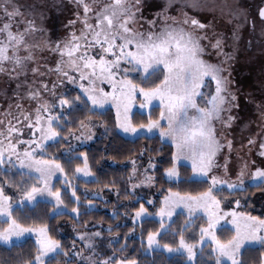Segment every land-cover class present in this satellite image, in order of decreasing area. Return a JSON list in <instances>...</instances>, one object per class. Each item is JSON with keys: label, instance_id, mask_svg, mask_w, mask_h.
<instances>
[{"label": "snow or ice", "instance_id": "snow-or-ice-1", "mask_svg": "<svg viewBox=\"0 0 264 264\" xmlns=\"http://www.w3.org/2000/svg\"><path fill=\"white\" fill-rule=\"evenodd\" d=\"M75 3L82 13L77 11L76 20H70L68 24L74 26L79 23L80 29L54 39L50 29L37 27L36 4L0 0V73H7L17 81L23 76V81L16 84L17 91L13 95L21 101L26 98L30 103H35V108L30 111L24 110L23 103H16L15 108L20 111L23 120L13 117L15 124L8 120L6 127H0V165L5 166L0 171L15 169L20 173V182L12 183V187L22 192L21 200L14 205L12 197L6 194L5 185L0 183V221L7 224L0 228V241L15 246L16 241L26 238L27 233L37 234L36 254L22 264H51L60 255L69 256L61 241L49 234L47 224L25 227L14 213L16 208L23 210V207L29 206L28 202L34 209L41 200L53 204L50 215L61 213L64 204L62 192L59 188L53 190L51 180L60 172L64 174L65 183H68L67 173L54 156L52 159L46 158L47 149L65 136L75 137L77 141L92 139V116L79 119V135L76 129L69 128L67 133L63 131L75 122L71 113L85 109L93 113L112 102L117 109L119 127L125 132L137 133L138 129H147L153 134L158 132L162 142L167 139L174 144L170 166L164 168L167 178L176 182L211 181L206 190L196 193L168 189L169 195L164 197L159 210L160 228L147 234L148 247H162L170 253L186 254L188 264H193L198 255L204 258V264H245L244 253L249 248H264V215L238 212L234 208L225 212L221 208V199L215 193L224 185L233 191L243 190V169L248 165H243L237 180L232 183L212 174L219 167L216 161L222 149L227 147L229 152L233 149V141L226 138L225 131L239 119L232 114L234 109L240 108L238 89L232 87L231 68L223 66L234 59L231 53L225 51L226 38L220 34H210V23L188 11L172 15L175 0H159V3L156 0H75ZM182 7L198 10L201 6L198 0H192ZM233 15L247 19L246 9L241 7H237ZM258 15L264 21V7L258 9ZM28 16L33 18L29 19ZM252 27L255 29V21ZM45 31L48 32L46 39L33 40L35 33ZM261 36L264 37V29ZM238 38L234 32L233 39ZM261 43L264 45V40ZM209 48L214 52H209ZM37 50L48 51L58 59L48 60L43 65L45 71H41ZM213 54L223 56L224 60L213 63L205 59L206 55ZM8 65H11L10 69ZM29 71L33 78H41L39 88L35 87V83H29ZM226 71L227 76L224 74ZM48 73H55L59 84L65 81L78 84L82 92L70 95L68 90L58 91L57 83L43 79ZM134 76L150 83V86L136 83ZM105 81L111 86V92L102 86ZM25 86L26 97L18 91ZM44 92L55 102L45 99ZM137 93L144 97L145 103L141 107H151L154 100L158 101L156 106L161 108L158 119H151L149 113L147 124H132L129 111L131 100ZM8 107L9 111L5 114L11 116L12 105ZM257 107L262 109L261 116H264V100ZM217 121L225 131L217 127ZM0 124H4V121H0ZM24 124L29 138L14 140V137L24 135V127L17 126ZM84 130H89L88 135ZM254 143V139L248 140L249 145ZM259 147V154L264 157V143H260ZM64 152L69 160L73 158L71 145ZM228 159L226 157L223 164L226 172ZM181 160L191 162V176H181ZM84 161L83 166H76V172L87 175L91 169L86 154ZM156 167L150 158L149 168L145 169V179L141 183L150 185L155 182L157 177L147 173ZM135 173L134 167L133 175ZM34 176L38 178L39 185L35 181L28 183ZM252 179L264 185V167H256ZM72 196L75 197V188L72 189ZM76 199L79 201L78 197ZM235 204L240 206L241 200L236 199ZM174 214H186L188 217L180 230L179 243L161 245L159 237L163 231L172 228ZM148 215H151L148 209L141 204L136 217ZM198 215H206L207 225L199 227V240L189 243L183 231ZM229 216L233 234L221 239L217 231L229 227L226 219ZM165 219L169 221L167 225ZM77 235L91 252L84 256L83 252L76 251L75 256L80 257L77 264H138L135 258H116L115 251L110 256L104 255L103 260L98 259L97 256L103 254L97 253L103 243V233L99 231L92 234L78 232ZM115 242L113 239L112 243ZM205 244L210 245L211 256L205 253ZM126 247L125 243L117 251H123ZM260 264H264V254Z\"/></svg>", "mask_w": 264, "mask_h": 264}, {"label": "trees", "instance_id": "trees-1", "mask_svg": "<svg viewBox=\"0 0 264 264\" xmlns=\"http://www.w3.org/2000/svg\"><path fill=\"white\" fill-rule=\"evenodd\" d=\"M135 79L138 84L143 83L145 87L150 83ZM79 90L70 91V95H76ZM151 119L159 117V108L155 106L149 112ZM149 113L134 111L131 121L134 125L145 124L149 121ZM75 122L68 125L63 131L67 133L69 128L76 129L79 119L85 116H92L91 126L92 139L86 143L73 145L74 140L65 136L59 143L51 144L47 149L46 158L60 161L67 173V181L60 179L54 181V190L59 188L62 192L65 211L59 215L51 214L52 203H45L41 200L33 209L30 204L27 207L16 208L14 215L24 226H49V234L60 240L64 248L69 251V256L60 255L51 264H74L75 259L70 257L71 242L68 236L59 232V225L74 224L77 228L85 230L90 227H98L106 235H117V242L111 243L116 258H135L138 264H188L184 255L167 254L161 249L146 251L147 234L160 228V221L154 217H146L138 222H133L127 214H132L140 207V202H132L133 193L130 189L131 167L126 162L129 159L137 158L134 161L145 165L146 161L156 164L152 173L157 177L154 188L158 191L157 202L168 193V189L181 192H200L210 186L208 180H198L195 183L181 180L172 181L165 176L164 168L170 166L171 153L174 152L173 145L161 140L157 135H139L133 138L123 135L118 130L117 117L114 110L106 107L93 113L86 109L71 113ZM71 145L74 149L72 159L67 158L64 149ZM87 156L88 166L91 169V178L86 179L76 172V166L84 165V156ZM182 177L191 176L192 170L187 164H180ZM64 175V174H63ZM75 188V197L72 196V189ZM245 191V194L243 193ZM233 191L232 195L239 199L243 196L244 212H250V208L255 204L264 202V185L248 184L245 190ZM93 193H100L95 196ZM79 198L77 201L76 198ZM78 209L76 216L71 211ZM186 214L175 215L171 221L172 228L163 231L159 237L160 244L179 243L180 230L183 229ZM264 215V211L262 214ZM205 220L198 215L192 224L183 231L185 239L191 243L197 241L199 237V227ZM111 226V231H109ZM233 234L230 228L218 230V235L222 239H227ZM127 237V239H126ZM143 240V242H142ZM127 244L123 251H117L121 245ZM36 242L32 238H26L16 242L15 246L0 244V264H22L24 260L31 259L36 254ZM264 248L258 246L249 248L244 253L245 264H260ZM194 264H204V258L197 256Z\"/></svg>", "mask_w": 264, "mask_h": 264}, {"label": "rangeland", "instance_id": "rangeland-1", "mask_svg": "<svg viewBox=\"0 0 264 264\" xmlns=\"http://www.w3.org/2000/svg\"><path fill=\"white\" fill-rule=\"evenodd\" d=\"M18 3H34L38 7L36 9L37 15L35 16V21L37 27H42L45 29H50L53 33V38L67 36L69 32L73 30H79L81 25L76 23L74 26H70L68 22L70 20H76V13L80 11L82 13V9L77 7L75 0H17ZM159 3V0H156ZM192 0H175L174 8L171 10L172 15H179L181 11H188L193 16H198L206 23H210L209 33L220 34L221 36L226 38V46L225 51L231 53L234 57L232 61H228L224 63V67L228 69L231 68V79L233 81V89H238L240 108L234 109L232 114L239 117L236 123L233 124L232 128L228 130H224L221 128L219 121H217V127L221 128V131H225V136L227 139L233 141V149L231 152L225 147L222 149L221 153L217 156V167L212 174L217 177L227 180L229 183H232L237 180L239 172L245 163H247L248 167L244 168L245 176L243 177L245 188L248 184H257L258 182L252 179V173L255 171L256 167H264V157L260 156L261 149L259 147L260 143H264V116H261L262 109H258L257 104H259L262 100H264V45H262L261 41L264 40V37L261 36V30L264 29V21L260 20L257 16L258 7L264 3V0H198L200 4V9H191V8H183L182 6L185 3H191ZM237 7H241L246 9L247 19L245 20L242 16H234L233 13L236 11ZM27 15V13H26ZM29 19L33 17L28 16ZM255 21V29L252 27V22ZM23 26V25H22ZM239 26V27H238ZM239 37L238 39H233V33ZM48 36V32H38L33 36L34 41H41L46 39ZM207 43V42H205ZM209 52H214L213 49L209 48ZM36 55L39 59V63L41 65V71H45L43 65L50 59H58V57L49 53L48 51L40 52L37 50ZM43 57L44 59H40ZM205 59H210L213 63H219L224 60L223 56L217 55H206ZM8 68H11V65H8ZM226 76L228 72L224 73ZM139 80L138 76H134L133 79ZM24 79L21 76L20 80H13L9 77L7 73H0V121H4V124H0V127H6L7 121L12 120V123L15 124L16 121L13 117L23 118L20 116V111L15 108L16 103H23L24 110L30 111L35 108L34 102H29L26 98L21 101L19 98L15 97L13 93L17 91L16 84L22 82ZM39 79L40 77L33 78V74L28 72V80L29 83H35V87L39 88ZM45 81L55 82L58 85V91L68 90L69 92L73 90H79L82 92V89H79L78 84H72L69 81H65L64 84H59V81L56 79L55 73H48L45 77H43ZM105 90L108 92L112 91L110 85L105 81L104 85ZM214 86V85H213ZM49 87H51V83H49ZM21 96L26 97L27 86L18 90ZM207 91V90H205ZM44 98L54 101V98L51 97L47 92L43 93ZM144 97L142 94L137 93L136 96L131 100V108L129 111V117L131 120L132 113L134 111L149 113L153 107L158 104V101H153L151 107H141L144 104ZM9 104L12 105L11 108V116H7L5 113L9 111ZM106 107H110L114 110L117 117V109L114 103L109 102L105 104L99 110H102ZM159 108V114L161 108ZM159 118V117H158ZM157 118V119H158ZM132 122V121H131ZM149 122V121H148ZM147 122V123H148ZM145 123V124H147ZM133 124V123H132ZM118 130L125 136L133 138L139 135H157L158 132L153 134L147 131V129H138L137 133L125 132L122 128L119 127V123L117 121ZM142 125V124H138ZM18 127H24V135L22 137H14L15 139H28L29 134L27 131L26 124L17 125ZM81 131V130H80ZM76 132L77 135L80 134ZM85 135H88L89 130H84ZM160 137V136H159ZM2 139V138H0ZM254 139L255 143L249 145L248 140ZM73 145L86 143L90 139H82L77 141L75 137H72ZM164 141L170 142V140L165 139ZM223 143L224 140L222 139ZM172 144V143H171ZM173 148L175 151L174 144ZM7 145H5L6 147ZM27 147V145H24ZM23 150V149H21ZM228 159V169L225 171L223 164L225 162V158ZM15 159V157H13ZM135 158L129 159L126 163L131 167V183L130 189L133 193L132 202L139 201L140 205L143 204L145 208L148 209V213L151 215L145 217H136V210L132 214H127L129 218L133 220V222H138L146 217H154L160 221L159 210L163 204L164 197L169 195L166 193L160 200L157 202L158 191L154 188V184H145L141 183L145 179V169L149 168V161H146L147 164H143L141 160L139 161L140 165L137 161H134ZM133 161L135 163H133ZM255 161V164H253ZM180 164H187L191 167V162L187 160H181ZM5 166L0 165V169H3ZM135 167L136 173L133 175V168ZM192 170V169H191ZM148 175H153L152 169H149ZM20 173L16 172L15 169L9 172L0 171V183L5 185L6 194L11 196L13 199V203L15 205L16 202L21 200L22 192L12 187V183L20 182ZM78 175L89 179L92 175L78 173ZM192 175V174H191ZM166 176V174H165ZM7 177V179H5ZM56 179H60L62 182L65 180L63 173L57 172L56 177H53L51 180V184H54ZM35 181L39 185V180L35 176L32 177V180L28 181L31 184ZM210 183V179L208 180ZM135 185V187H133ZM245 188L243 190H245ZM54 190V188H53ZM242 190V191H243ZM233 190L228 189L227 185L220 187V190L215 193V195L221 199V208L227 212L230 209H236L238 212H244L243 206L244 201L243 196H240L241 200L240 206L235 204V198L232 193ZM245 194V191H243ZM95 196H101L100 193H93ZM54 199V198H49ZM31 204V202H28ZM140 208V207H139ZM64 206H61V212L65 211ZM250 212L253 215H260L264 211V202L257 204L255 203L251 208ZM71 213L76 216L75 211H71ZM175 216V214H174ZM187 217V215H185ZM205 220L204 226L207 225L206 215H201ZM188 218V217H187ZM229 222L231 217L226 218ZM164 223L167 225L169 221L165 219ZM223 224L224 221H221ZM66 224V223H65ZM63 224L59 225V232L63 235L68 236L72 246L70 250V257L75 259V263L77 264L80 261V257L75 256L76 251L83 252L84 256H88L91 254L90 250L87 248L86 244L79 238L77 233H85L92 234L97 231L101 232L98 227H88L85 230L77 228L74 224L67 223V225ZM6 222L0 221V228L6 227ZM25 227H39V226H25ZM102 233V232H101ZM218 235V231H217ZM36 233H27L26 238H32L36 242ZM26 238H21L16 242H20ZM15 239V238H14ZM113 239L117 241V235H106L103 233V243L101 248L97 249V253L103 252V254H99L97 256L98 259L103 260L104 255H112V241ZM222 239V238H221ZM199 240V237H198ZM73 242H75V248H73ZM147 243V240H146ZM0 244L7 245L5 242L0 241ZM199 244L197 245V249H199ZM210 245L205 244L204 249L205 253L208 256L212 254L209 252ZM152 249H161L165 251L167 254H178L175 252H168L166 248L155 247L149 248L148 245L146 247V251H150ZM185 261L188 263V257L184 254ZM121 259V258H119ZM195 262V261H194ZM193 262V264H194ZM82 264V262H81Z\"/></svg>", "mask_w": 264, "mask_h": 264}, {"label": "water", "instance_id": "water-1", "mask_svg": "<svg viewBox=\"0 0 264 264\" xmlns=\"http://www.w3.org/2000/svg\"><path fill=\"white\" fill-rule=\"evenodd\" d=\"M260 7H264V3L261 4V5L258 7V9H259ZM258 9H257V16H258V18L260 19L259 15H258ZM260 20H261V19H260Z\"/></svg>", "mask_w": 264, "mask_h": 264}]
</instances>
